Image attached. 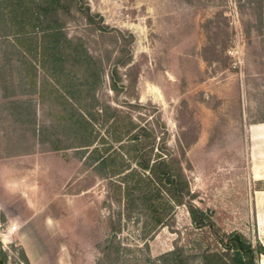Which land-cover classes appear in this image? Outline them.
I'll list each match as a JSON object with an SVG mask.
<instances>
[{
    "label": "rangeland",
    "instance_id": "rangeland-1",
    "mask_svg": "<svg viewBox=\"0 0 264 264\" xmlns=\"http://www.w3.org/2000/svg\"><path fill=\"white\" fill-rule=\"evenodd\" d=\"M85 1L109 25L135 34L143 104L135 117L143 124L160 113L173 152L185 148L195 203L223 230L264 245V23L237 0ZM101 95L124 107L123 99L136 101L125 90L116 97L108 74ZM15 97L0 81V238L8 264H25L22 247L31 264H97L112 235L107 180L76 149L52 150L33 137L12 112ZM38 112L44 118L45 109ZM174 218L146 235L143 217L123 219L118 237L126 248L117 264H160L158 255L179 238L196 245L201 233L185 204Z\"/></svg>",
    "mask_w": 264,
    "mask_h": 264
},
{
    "label": "trees",
    "instance_id": "trees-1",
    "mask_svg": "<svg viewBox=\"0 0 264 264\" xmlns=\"http://www.w3.org/2000/svg\"><path fill=\"white\" fill-rule=\"evenodd\" d=\"M237 2L264 23V0ZM134 41L132 31L109 25L85 0H0L3 94L16 96L12 112L33 137L52 150L76 149L107 180L112 235L97 264L122 260L126 247L118 232L123 219L143 217L146 235L172 225L181 204L200 230V240L189 247L177 239L158 255L160 264H258L264 254L261 242L254 243L241 230H223L195 203L183 163L185 148L181 146L180 155L173 152L161 114L155 113L153 122L136 119L134 111L143 104L135 91ZM107 74L116 97L125 90L136 101L123 99L124 107L103 98ZM39 108L45 109L42 119ZM8 255L0 238V264H8ZM21 257L31 264L23 247Z\"/></svg>",
    "mask_w": 264,
    "mask_h": 264
},
{
    "label": "built area",
    "instance_id": "built-area-1",
    "mask_svg": "<svg viewBox=\"0 0 264 264\" xmlns=\"http://www.w3.org/2000/svg\"><path fill=\"white\" fill-rule=\"evenodd\" d=\"M229 52L230 53H232V54H234V55H236L237 54V49L236 48H232V49H230L229 50ZM239 66V59L237 58V55H236V58H235V60L233 61V67H238Z\"/></svg>",
    "mask_w": 264,
    "mask_h": 264
}]
</instances>
